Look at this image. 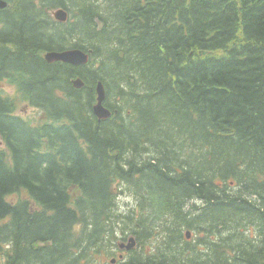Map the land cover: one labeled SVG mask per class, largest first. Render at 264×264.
Listing matches in <instances>:
<instances>
[{
    "label": "trees",
    "instance_id": "trees-1",
    "mask_svg": "<svg viewBox=\"0 0 264 264\" xmlns=\"http://www.w3.org/2000/svg\"><path fill=\"white\" fill-rule=\"evenodd\" d=\"M17 1L0 79L44 120L0 95L4 264H102L118 232L138 241L119 264H264V0ZM65 48L91 61L42 58ZM97 80L117 110L102 121Z\"/></svg>",
    "mask_w": 264,
    "mask_h": 264
},
{
    "label": "water",
    "instance_id": "water-1",
    "mask_svg": "<svg viewBox=\"0 0 264 264\" xmlns=\"http://www.w3.org/2000/svg\"><path fill=\"white\" fill-rule=\"evenodd\" d=\"M6 3L4 1L0 0V7L4 6ZM52 16L57 21H66L67 19V12L63 9H56L51 11ZM44 58L47 62H54V61H63L65 63L73 64V65H80L84 64L88 60L87 53L80 51V50H68L63 52H47L44 54ZM74 85L76 87H80L82 85V82L80 80L73 81ZM96 103L92 106L93 113L98 116L99 118H105L107 114L105 112L107 111L103 107V89L102 84L99 82L96 86ZM187 237L190 236L189 232H187ZM44 243H39V245H43ZM119 248L130 250L136 247V239L135 236H130L126 242H119Z\"/></svg>",
    "mask_w": 264,
    "mask_h": 264
},
{
    "label": "rangeland",
    "instance_id": "rangeland-1",
    "mask_svg": "<svg viewBox=\"0 0 264 264\" xmlns=\"http://www.w3.org/2000/svg\"><path fill=\"white\" fill-rule=\"evenodd\" d=\"M32 1H36V3H38V0H32ZM46 3L47 2L45 1L44 4H46ZM35 7H36V9H40V7H37V4H35ZM0 88L4 89L5 93L11 94V95L16 94V88L14 86L10 85L7 82L3 83L2 85H0ZM114 102H115V100H114ZM19 111L22 113V115H24L27 118L34 119V120L39 119L38 122H42L41 121L42 118H43L42 112L40 110H38L37 108L32 107L28 103H25L24 105H19ZM33 123H36V122H33ZM124 188H128V187L125 185ZM126 192H130V191H126ZM134 202H135L134 194L132 192L131 193H126L125 197H122L120 199V201H119V205H118L119 211L122 212V213L127 212L128 209L134 205ZM186 208H187V205H184L183 209H186ZM117 234H118L117 235L118 237H122L121 233L118 232ZM86 242L87 241H85L84 244ZM114 250H116V249L114 248ZM112 251H113V249H112ZM105 261H106V258L102 259V264H104Z\"/></svg>",
    "mask_w": 264,
    "mask_h": 264
},
{
    "label": "bare ground",
    "instance_id": "bare-ground-1",
    "mask_svg": "<svg viewBox=\"0 0 264 264\" xmlns=\"http://www.w3.org/2000/svg\"><path fill=\"white\" fill-rule=\"evenodd\" d=\"M44 1V0H43ZM3 25H4V23H2ZM54 68V67H53ZM4 70V69H3ZM76 79H78V80H80L81 82H82V85L80 86V87H76V88H82L83 86H84V81L80 78V77H76ZM99 82H101V84H102V89H103V94H104V99H103V107L107 110L106 112H105V114H107V116L105 117V118H99L98 116H96L94 113H93V111H92V113H93V115L99 120V121H102V120H107V119H109L111 116H112V114L113 113H117V110H115L114 112H112V110L106 105V99H107V93H106V86H105V84L101 81V80H97L96 81V83H95V85H94V93L96 92V86H97V84L99 83ZM95 97H96V93H95ZM52 103V102H51ZM66 113V112H65ZM73 115V114H72ZM75 118V117H74ZM95 118V119H96ZM6 131V130H5ZM38 143V142H37ZM117 195V194H116ZM64 197V196H63ZM134 198V197H133ZM120 201V200H119ZM134 201V200H133Z\"/></svg>",
    "mask_w": 264,
    "mask_h": 264
}]
</instances>
